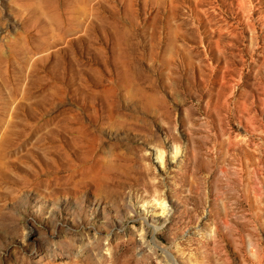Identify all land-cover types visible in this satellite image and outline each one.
<instances>
[{
  "label": "rangeland",
  "instance_id": "obj_1",
  "mask_svg": "<svg viewBox=\"0 0 264 264\" xmlns=\"http://www.w3.org/2000/svg\"><path fill=\"white\" fill-rule=\"evenodd\" d=\"M0 264H264V0H0Z\"/></svg>",
  "mask_w": 264,
  "mask_h": 264
},
{
  "label": "bare ground",
  "instance_id": "obj_2",
  "mask_svg": "<svg viewBox=\"0 0 264 264\" xmlns=\"http://www.w3.org/2000/svg\"><path fill=\"white\" fill-rule=\"evenodd\" d=\"M159 155L162 157L161 152L159 153ZM158 204L160 206V211H162L163 214H167V206L163 198L159 199Z\"/></svg>",
  "mask_w": 264,
  "mask_h": 264
}]
</instances>
